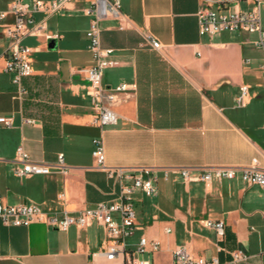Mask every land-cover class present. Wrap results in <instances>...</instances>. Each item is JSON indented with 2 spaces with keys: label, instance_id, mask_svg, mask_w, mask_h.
<instances>
[{
  "label": "crops",
  "instance_id": "0c3cea01",
  "mask_svg": "<svg viewBox=\"0 0 264 264\" xmlns=\"http://www.w3.org/2000/svg\"><path fill=\"white\" fill-rule=\"evenodd\" d=\"M12 1L0 0V13L7 12L0 16V116L13 119L11 126L0 123L1 202L75 213L115 198L119 184L92 155L93 139L101 137L108 166L149 167L158 176L157 196L136 194V228L128 249L144 236L160 242L158 251L142 255L152 264H176L178 245L223 264H234L233 252L243 249L250 262L264 264V187L239 178L187 182L175 170L243 167L253 159L264 168V49L258 34L200 33L203 0H120L122 16L101 22L102 44L113 48L116 61L103 83L136 86L116 107L118 123L100 126L80 72L94 62L86 37L92 15L85 11L93 0H73L50 16L35 14L43 28L24 40L32 48L33 73L23 78L27 92L21 97L13 74L5 71V30L15 21ZM214 1L210 7L226 12L257 6L255 0ZM149 37L161 46L154 48ZM244 85L249 91L239 106ZM20 146L47 162L63 153L69 172L17 177ZM204 219L223 221L225 235L219 237ZM106 242L107 232L96 222L63 231L42 221L11 226L0 220V264H123L100 253Z\"/></svg>",
  "mask_w": 264,
  "mask_h": 264
},
{
  "label": "built area",
  "instance_id": "2783aa9c",
  "mask_svg": "<svg viewBox=\"0 0 264 264\" xmlns=\"http://www.w3.org/2000/svg\"><path fill=\"white\" fill-rule=\"evenodd\" d=\"M73 0H13L9 13L15 16L13 24L6 27L8 48L6 51L5 71L13 74V82L17 86V96L21 97L27 91L23 86L24 77L33 73L30 60L32 48L24 40L28 36L39 35L43 28V21H37L35 14L44 13L53 15L64 9ZM230 1V0H227ZM257 6L249 10H234L232 12L221 11L209 6L214 0H203L205 6L198 12L200 33L211 36L222 32H248L257 33V44L264 49V28L262 25L259 0H255ZM92 15L90 25L86 31L88 47L92 52L93 64L81 68L89 83L88 95L91 98L94 109V123L114 125L118 123L119 114L116 107L123 101V95L135 89V84L122 82L115 87L108 88L103 83L106 69L114 67L116 61L112 58L113 48L105 47L101 39V22L107 18H119L122 16L120 0H93L85 9ZM7 12L0 13L4 17ZM154 48H159L161 43L154 37H149ZM262 82L264 85V60L261 64ZM249 87H241V93L237 97L239 106L244 105L245 96ZM0 123L11 126V117L0 116ZM264 126V124H263ZM94 148L92 155L98 168L104 170L110 179L119 184V193L108 201H101L93 207H87L77 212L68 211L65 208L44 209L36 203L5 204L0 200V220L5 225L28 226L34 221H42L51 227L67 231L75 225L84 228L93 223L101 224L107 232V242L104 250L100 251L106 259H121L123 264H152L151 260L142 256L148 251H158L160 242L141 237L138 246L134 250L127 248V240L133 236L136 228L135 197L141 192L149 197L159 194L157 184L158 176L149 167L129 168L124 166L112 167L106 164V151L103 138L93 139ZM1 160V154H0ZM69 166L65 163L64 154L60 153L57 160L47 162L33 159L22 147L17 149V163L13 169L17 177L49 174L58 171L63 174L69 172ZM179 171L187 182L203 181L211 183L216 180L239 178L249 185L264 187V168L257 165V159L252 164L243 167L214 166L204 168L200 173H193L189 167L175 169ZM168 178V170L165 173ZM206 227L213 228L219 237L225 235L223 221L204 219ZM168 232L171 229H167ZM250 255L243 249H237L232 254V262L239 264L250 262ZM173 259L176 264H223L218 258H206L194 256L187 246L178 245L173 250Z\"/></svg>",
  "mask_w": 264,
  "mask_h": 264
},
{
  "label": "rangeland",
  "instance_id": "374dc122",
  "mask_svg": "<svg viewBox=\"0 0 264 264\" xmlns=\"http://www.w3.org/2000/svg\"><path fill=\"white\" fill-rule=\"evenodd\" d=\"M259 6H260V10H261V16H262V24H263V28H264V0H259ZM261 55L264 58V51H261Z\"/></svg>",
  "mask_w": 264,
  "mask_h": 264
},
{
  "label": "water",
  "instance_id": "95a60500",
  "mask_svg": "<svg viewBox=\"0 0 264 264\" xmlns=\"http://www.w3.org/2000/svg\"><path fill=\"white\" fill-rule=\"evenodd\" d=\"M50 46L53 47L54 46V42H51Z\"/></svg>",
  "mask_w": 264,
  "mask_h": 264
}]
</instances>
